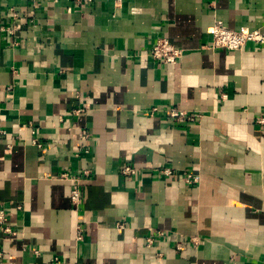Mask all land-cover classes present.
I'll use <instances>...</instances> for the list:
<instances>
[{"label":"crops","instance_id":"obj_1","mask_svg":"<svg viewBox=\"0 0 264 264\" xmlns=\"http://www.w3.org/2000/svg\"><path fill=\"white\" fill-rule=\"evenodd\" d=\"M217 20L264 32V0H0L17 26L0 33V264H264V43L203 49ZM159 37L180 59L149 56Z\"/></svg>","mask_w":264,"mask_h":264},{"label":"built area","instance_id":"obj_2","mask_svg":"<svg viewBox=\"0 0 264 264\" xmlns=\"http://www.w3.org/2000/svg\"><path fill=\"white\" fill-rule=\"evenodd\" d=\"M79 2V0H76ZM86 1H92V0H86ZM7 15L11 16V18L14 20L19 15L17 11L11 7L7 11ZM16 25L14 23L5 24L3 22H0V33H6L11 38L14 36ZM12 41V39H11ZM249 42L254 43H264V32L253 29L248 31H241L229 28L225 26L222 22V20H217L213 23L211 30H210V38L208 42L201 47L203 49H210V50H216V49H225V50H241L245 44ZM149 56L161 63H174L183 54L182 48L175 47L167 38L165 37H159L156 39L152 46L149 49L148 52ZM157 107H151L149 113L153 114L155 111H157ZM74 112H78V110H74ZM165 115L168 116L169 119L177 122V123H183V122H196L198 118H200L199 113H189L184 110H179L175 107H169L165 109ZM264 119L259 120V123H263ZM80 136L82 138H87L89 135L85 130L80 131ZM134 170L130 167H124L123 173H133ZM165 173H170L169 169H164ZM80 173L83 176H87L89 174L88 169H84L80 171ZM184 181L188 184H191L197 180L196 175H194L191 172L185 171L183 173ZM61 177H66V174H61ZM74 181H76V178H73ZM80 199V191L78 187H74L70 190V200L73 203H78ZM5 223V216L3 210H0V225L3 226ZM10 228L5 227L3 230L9 231ZM83 229H81L79 226L77 227V237H81ZM165 232L162 230H153L151 234H148L145 237V244L147 247L153 246L155 244V241L158 237H162ZM184 248L183 244L177 243L175 245L176 250H182ZM1 255V252H0ZM54 260H57V257H54Z\"/></svg>","mask_w":264,"mask_h":264}]
</instances>
